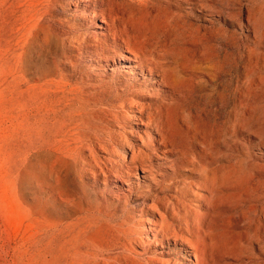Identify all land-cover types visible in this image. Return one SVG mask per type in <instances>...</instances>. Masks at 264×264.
Wrapping results in <instances>:
<instances>
[{"label":"rangeland","instance_id":"rangeland-1","mask_svg":"<svg viewBox=\"0 0 264 264\" xmlns=\"http://www.w3.org/2000/svg\"><path fill=\"white\" fill-rule=\"evenodd\" d=\"M0 264H264V0H0Z\"/></svg>","mask_w":264,"mask_h":264},{"label":"bare ground","instance_id":"bare-ground-1","mask_svg":"<svg viewBox=\"0 0 264 264\" xmlns=\"http://www.w3.org/2000/svg\"><path fill=\"white\" fill-rule=\"evenodd\" d=\"M110 18H111V17H110ZM117 20H118V19H117ZM102 22L108 25L107 22H105V21H102ZM111 23H112V22H111ZM111 23H110V24H111ZM107 25H106V26H107ZM117 27H118V26H117ZM102 28H103V27H102ZM103 29H104V28H103ZM111 34H112V33H111ZM145 35H146V34H145ZM108 36H109V35H108ZM115 36H116V35H115ZM115 36H113V37H115ZM122 36H123V35H122ZM126 37H127V36H126ZM146 37H147V36H146ZM146 37H145V38H146ZM137 38H138V37H137ZM126 39H128V38H126ZM142 39H144V37H143ZM148 39H149V38H148ZM127 41H128V40H127ZM131 41H132V40H131ZM144 41H145V40H144ZM167 41H168V40H167ZM137 42H138V41H137ZM118 43H119V42H118ZM139 43H140V42H139ZM138 46H139V44H138ZM155 46H156V45H155ZM140 47H141V46H140ZM143 47H144V46H143ZM156 48H157V47H156ZM132 49H133V48H132ZM93 50H94V49H93ZM121 53H122V52H121ZM128 53H129V52H128ZM155 53H156V52H155ZM105 54H106V53H105ZM100 55H101V54H100ZM129 55H130V53H129ZM124 56H125V55H124ZM148 59L150 60V57H149ZM155 59H156V58H155ZM130 60H131V58H130ZM113 61H114V60H113ZM132 61H133V60H132ZM152 61H153V60H152ZM96 62H97V61H96ZM162 69H163V68H162ZM169 70H170V69H169ZM175 71H176V70H175ZM154 72H155V71H154ZM142 77H143V76H142ZM144 77H145V76H144ZM145 78H146V77H145ZM153 78H154V77H153ZM157 78H158V77H157ZM157 78H156V79H157ZM138 80H140V79H138ZM143 80H144V79H143ZM153 80H154V79H153ZM153 80H152V81H153ZM143 83H144V82H143ZM156 86H157V85H156ZM158 86H159V85H158ZM136 87H137V86H136ZM160 88H162V87H160ZM163 91H164V89H163ZM155 95H157V94H155ZM165 96H166V95H165ZM155 101H156V100H155ZM126 103H127V102H126ZM104 104H105V103H104ZM124 105H125V104H124ZM151 109H152V108H151ZM139 110H140V109H139ZM143 110H144V109H143ZM138 114H139V113H138ZM144 114H145V113H144ZM145 116H146V115H145ZM148 116H149V115H148ZM143 119H144V118H143ZM139 121H140V120H139ZM160 121H161V120H160ZM165 121H166V120H164V122H165ZM82 123H83V122H82ZM85 123H87V122H85ZM78 124H79V123H78ZM152 124H153V123H152ZM63 129H64V128H63ZM88 129H89V128H87V131H88ZM81 130H84V131H85V129H81ZM92 130H94V129H92ZM65 132H66V131H65ZM65 132H64V133H65ZM79 133H80V132H79ZM152 133H153V132H152ZM62 136H63V135H62ZM62 136H61V137H62ZM99 137H100V136H99ZM164 137H165V136H164ZM110 138H111V137H110ZM125 138H126V137H125ZM165 138H166V137H165ZM165 138H164V139H165ZM73 139H74V137H73ZM85 139H86V138H85ZM164 139H163V140H164ZM75 140H76V139H75ZM77 140H78V139H77ZM59 141H60V140H59ZM94 141H95V140H94ZM104 141H105V140H104ZM108 141H109V140H108ZM139 141H140V140H139ZM142 141H143V140H142ZM80 142H82V141H80ZM89 142H90V141H89ZM121 142H122V141H121ZM94 143H95V142H94ZM155 143H156V142H155ZM100 144H101V143H100ZM105 144H106V143H105ZM144 144H145V143H144ZM86 146H87V145H86ZM108 146H109V145H108ZM80 147H82L81 144H80ZM88 147H89V146H88ZM144 147H145V146H144ZM54 148H55V147H54ZM66 148H67V147H66ZM84 148H85V147H84ZM126 148H127V147H126ZM145 148H146V147H145ZM161 148H162V147H161ZM79 149H80V148H79ZM100 149H101V148H100ZM63 150H64V149H63ZM65 150H66V149H65ZM90 150H92V149H90ZM130 150H131V149H130ZM136 150H137V149H136ZM136 150H135V151H136ZM167 150H168V149H167ZM60 151H61V150H60ZM87 151H88V150H87ZM135 151H134V152H135ZM142 151H143V150H142ZM112 152H114V151H112ZM112 152H110V153H112ZM164 152H165V151H164ZM135 153H136V152H135ZM166 153H167V152H166ZM89 154H90V153H89ZM113 154H114V153H113ZM143 154H144V153H143ZM146 154H147V153H146ZM172 154H173V153H172ZM67 155H68V154H67ZM77 156H78V155H77ZM134 156H135V155H134ZM141 156H142V155H141ZM163 156H164V154H163ZM118 157H119V156H118ZM124 157H125V156H124ZM124 157H123V158H124ZM137 157H138V155H137ZM142 157H143V156H142ZM142 157H141V158H142ZM144 157H146V156L144 155ZM109 158H110V157H109ZM120 158H121V157H120ZM132 158H134V157H132ZM169 158H170V157H169ZM68 159H69V158H68ZM76 159H77V157H76ZM194 159H196V158H194ZM74 160H75V159H74ZM108 160H109V159H108ZM124 160H125V159H124ZM134 160H135V159H133V161H134ZM139 160H140V159H139ZM109 161H110V160H109ZM122 161H123V160H122ZM136 162H138V161H136ZM167 162H169V161H167ZM76 163H77V161H76ZM160 163H161V162H160ZM190 163H191V165H192L193 167H195V168H198V167H199V160H198V159H196V160H194V161H192V162H190ZM241 163H242V162H241ZM124 164H125V163H124ZM161 164H162V163H161ZM159 165H160V164H159ZM242 165L244 166V164H242ZM243 166H242V167H243ZM125 167H126V166H125ZM139 167H140V166H139ZM222 167L224 168V166H222ZM244 167H245V166H244ZM158 168H159V166H158ZM238 168H239V167H238ZM94 169H95V167H94ZM111 169H112V168H111ZM120 169H121V168H120ZM143 169H144V168H143ZM161 169H162V168H161ZM232 169H233V167H232ZM232 169H231V170H232ZM95 170H96V169H95ZM207 170H208V169H207ZM207 170H206V171H207ZM217 170H218V169H217ZM223 170H224V169H223ZM231 170H230V171H231ZM241 170H242V169H241ZM153 171H154V170H153ZM224 171H225V170H224ZM228 171H229V170H227V172H228ZM230 171H229V172H230ZM242 171H243V170H242ZM207 172H208V171H207ZM227 172H226V173H227ZM233 172H234V171H233ZM126 173H127V172H126ZM241 173H242V172H241ZM115 174H116V173H115ZM124 174H125V173H124ZM228 174H229V173H228ZM239 174H240V173H239ZM117 175L119 176V174H117ZM234 175H235V173H234ZM234 175H233V176H234ZM236 175H237V174H236ZM242 175H243V174H242ZM242 175H241V177H242ZM120 176H121V175H120ZM206 176H208V174H206ZM233 176H232V177H233ZM115 177H116V176H115ZM122 177H123V176H122ZM211 177H212V176H211ZM123 178H124V177H123ZM127 178H128V177H127ZM217 178H218V177H217ZM224 179H225V178H224ZM232 179H233V178H232ZM226 181H227V180H226ZM206 182H208V180H206ZM216 183H218V181H217ZM223 183H224V181H223ZM232 184H233V183H232ZM216 186H217V184H216ZM216 186H215V187H216ZM222 186H223V185H222ZM224 186H226V185H224ZM227 186H228V184H227ZM214 189H215V188H214ZM209 190H210V189H209ZM212 192H213V191H212ZM213 193H214V192H213ZM208 195H209V194H208ZM210 195H211V194H210ZM187 228H188V227H187ZM183 229H184V228H183ZM188 230H189V229H188ZM189 231H190V230H189ZM189 231H187V232H189ZM183 232H185V231L183 230ZM183 232H181V233L183 234ZM185 235H187V234H185ZM182 236H183V235H182ZM182 236H181V237H182ZM186 240H187V239H186ZM190 243H191V242H190ZM192 245H193V244H192ZM195 254L197 255L196 252H195ZM197 257H198V256H197Z\"/></svg>","mask_w":264,"mask_h":264}]
</instances>
